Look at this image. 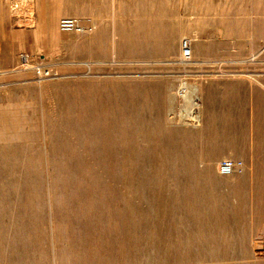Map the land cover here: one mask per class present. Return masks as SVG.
Wrapping results in <instances>:
<instances>
[{
    "label": "rangeland",
    "instance_id": "1",
    "mask_svg": "<svg viewBox=\"0 0 264 264\" xmlns=\"http://www.w3.org/2000/svg\"><path fill=\"white\" fill-rule=\"evenodd\" d=\"M0 264H264V0H0Z\"/></svg>",
    "mask_w": 264,
    "mask_h": 264
},
{
    "label": "built area",
    "instance_id": "2",
    "mask_svg": "<svg viewBox=\"0 0 264 264\" xmlns=\"http://www.w3.org/2000/svg\"><path fill=\"white\" fill-rule=\"evenodd\" d=\"M60 28L62 31H82L80 23L71 17L60 20ZM182 49L186 56L190 55V44L187 39L182 41ZM25 64L29 63L28 57L23 56ZM40 78H48L52 75L50 70L43 69L40 65L34 67ZM242 169V163L237 165L233 160H225L221 165V171L224 175H229L233 170Z\"/></svg>",
    "mask_w": 264,
    "mask_h": 264
},
{
    "label": "bare ground",
    "instance_id": "3",
    "mask_svg": "<svg viewBox=\"0 0 264 264\" xmlns=\"http://www.w3.org/2000/svg\"><path fill=\"white\" fill-rule=\"evenodd\" d=\"M190 53H191V52H190ZM190 56H191V55H190ZM236 172H237V170H235V171L233 170V172H231V174L236 173ZM231 174H229V175H231Z\"/></svg>",
    "mask_w": 264,
    "mask_h": 264
}]
</instances>
